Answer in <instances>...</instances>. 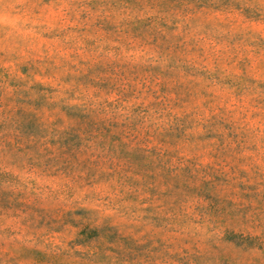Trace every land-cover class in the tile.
Wrapping results in <instances>:
<instances>
[{"label": "rangeland", "instance_id": "obj_1", "mask_svg": "<svg viewBox=\"0 0 264 264\" xmlns=\"http://www.w3.org/2000/svg\"><path fill=\"white\" fill-rule=\"evenodd\" d=\"M0 264H264V0H0Z\"/></svg>", "mask_w": 264, "mask_h": 264}]
</instances>
